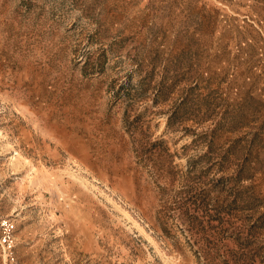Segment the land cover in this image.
<instances>
[{"label":"rangeland","instance_id":"obj_1","mask_svg":"<svg viewBox=\"0 0 264 264\" xmlns=\"http://www.w3.org/2000/svg\"><path fill=\"white\" fill-rule=\"evenodd\" d=\"M4 219L24 264H264V0H0Z\"/></svg>","mask_w":264,"mask_h":264},{"label":"built area","instance_id":"obj_2","mask_svg":"<svg viewBox=\"0 0 264 264\" xmlns=\"http://www.w3.org/2000/svg\"><path fill=\"white\" fill-rule=\"evenodd\" d=\"M0 250L3 264H24L14 252V223L9 219L0 221Z\"/></svg>","mask_w":264,"mask_h":264}]
</instances>
